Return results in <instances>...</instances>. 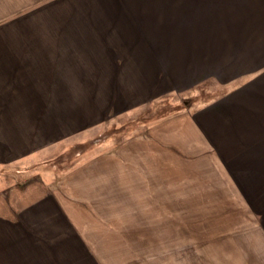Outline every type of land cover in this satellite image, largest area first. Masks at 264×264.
I'll use <instances>...</instances> for the list:
<instances>
[{
    "label": "crops",
    "instance_id": "obj_1",
    "mask_svg": "<svg viewBox=\"0 0 264 264\" xmlns=\"http://www.w3.org/2000/svg\"><path fill=\"white\" fill-rule=\"evenodd\" d=\"M129 253L264 264V0H0V264Z\"/></svg>",
    "mask_w": 264,
    "mask_h": 264
},
{
    "label": "rangeland",
    "instance_id": "obj_2",
    "mask_svg": "<svg viewBox=\"0 0 264 264\" xmlns=\"http://www.w3.org/2000/svg\"><path fill=\"white\" fill-rule=\"evenodd\" d=\"M184 96L182 97H173V98H170L168 100V102H165V106H166V103H168V105H171L172 107L176 108V106H179V107H182L183 106V98ZM168 97H166L167 99ZM164 103H162V106H160V113L158 112L159 115H166V113H169L171 110H170V107H166L167 109H165V107H163ZM156 114V113H153L151 116H148L146 118V114H143V117L142 115H139L138 118H142V122H147L149 120H152L154 119L153 118V115ZM134 120H127L126 122H119V123H116L114 121L110 122L109 124H107L108 129L106 130V134H111L113 136V134H119V130L121 129L122 126H125L127 125L128 127H132L131 129L134 128L135 126V123L133 122ZM124 129V128H123ZM102 132V130H101ZM122 134V132H120ZM108 137V135L106 136ZM102 138L100 137L97 138L96 142L97 141H101ZM102 146V145H101ZM101 146L99 145V147H95L92 152V154H96L97 152H100L101 151ZM82 148H79L78 150H81ZM59 152V150H58ZM57 152V154H58ZM54 155V154H53ZM209 227V226H208ZM175 243L176 242H180L181 240H174ZM132 244L131 246H134L133 245V240H131ZM161 242V240L159 241ZM165 242V241H164ZM164 242L163 245H164ZM182 242V241H181ZM162 243L160 244V246H162ZM176 245V244H175ZM165 246H167V243H165ZM128 250H133L134 251V248L133 249H128ZM138 250V248H137ZM140 250H143L145 251V249H140ZM146 250H151V248H148ZM161 257H164V256H161V255H150V254H138V253H129V254H113V255H108V256H100L101 259H103L104 261V264H158V262L160 261L158 258H161ZM157 262V263H156Z\"/></svg>",
    "mask_w": 264,
    "mask_h": 264
}]
</instances>
